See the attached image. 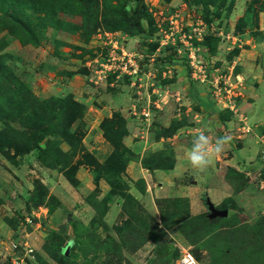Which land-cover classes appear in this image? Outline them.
<instances>
[{"label": "rangeland", "instance_id": "374dc122", "mask_svg": "<svg viewBox=\"0 0 264 264\" xmlns=\"http://www.w3.org/2000/svg\"><path fill=\"white\" fill-rule=\"evenodd\" d=\"M96 1L81 13L71 1L0 0L4 65L37 99L64 100L46 126L60 135L48 130L41 142L54 144L43 156L50 165L37 150L10 149L11 160L0 153V264H174L178 246L198 264H264V214L248 219L229 198L214 207L225 217L203 208L193 214L183 194L206 199L194 185L185 193L145 192L130 165L169 168L174 152L146 149L139 158L123 143L130 135L140 149L148 137L175 134L192 148L203 133L210 147L227 138L218 153L227 158L241 139L263 133L245 108L264 81L253 71L263 68L264 0H142L141 33L108 29L114 10L134 0ZM12 10L23 27L6 16ZM104 33L114 43L105 44ZM70 71L86 77L75 78L76 94L64 87ZM207 103L220 109L219 120L199 109ZM193 175L184 171L180 184ZM224 178L235 189L245 183L231 166Z\"/></svg>", "mask_w": 264, "mask_h": 264}, {"label": "crops", "instance_id": "0c3cea01", "mask_svg": "<svg viewBox=\"0 0 264 264\" xmlns=\"http://www.w3.org/2000/svg\"><path fill=\"white\" fill-rule=\"evenodd\" d=\"M104 33V43H114L113 39L110 37L111 33ZM96 39H100L99 42L102 43L103 38L101 34L95 35ZM259 58V57H258ZM261 64L263 68L260 69L258 65H253V71L259 75V80L261 77L264 78V56L261 57ZM255 62V61H253ZM96 76V75H95ZM78 77V81H85V75H81L70 71L67 72L65 81V88L68 87V92L77 93V84L75 82ZM94 76L89 75L88 80L92 81L94 85L98 83V81L94 80ZM260 85L256 89L254 94V101L248 105L247 108L249 112L248 119L250 122H257L258 129L261 131L264 129V81L259 82ZM93 85V86H94ZM96 87V86H95ZM191 93V92H190ZM194 98L199 99L200 95L198 93H191ZM199 109L206 110L209 112H216V119L219 120L218 109L214 104H205L204 106H199ZM97 109L95 111H97ZM216 121V120H215ZM224 121H222L223 123ZM228 122V121H227ZM226 122V123H227ZM216 123V122H215ZM231 124V121L228 122ZM218 124V122H217ZM254 124V123H252ZM257 131V130H256ZM127 137V138H126ZM125 139H123V143L126 144L132 151L135 153H139V158L142 156L143 152H146V149H151V151L162 150L165 148H171L174 152L173 155V164L169 168H141L138 163L131 164V168H133V173L136 174L134 177H138L143 180L145 184V192L149 191L152 195L157 194L158 192L164 190L165 192H176L190 189L193 185L196 186L197 192H203L206 195L205 205L199 200L198 194L196 196H192L188 193L183 194L187 198V202L189 204V210L194 206L195 213H199L200 211L206 209L208 212V207L206 201H208L213 207L216 206L217 203H220L226 198L230 199L232 205L236 207L239 213L247 216L248 219L256 217L257 214H264V153L260 154L258 150L260 149V145H264V131L260 134H255L254 136H250L248 138L241 139L237 146L231 148L230 154L227 158H224L223 155L216 154L213 157V164L208 167L205 171H200L192 167L189 162L188 154L191 148L188 147V142L180 143L176 141V135H172V137L167 138H159L157 140L146 139L139 149L141 144L133 141L128 142L130 135H127ZM132 139V138H131ZM142 141V140H141ZM146 150V151H145ZM138 166V167H137ZM227 166L233 167L236 171L243 173V177L245 178V183L235 189L228 181L224 178V169ZM184 171H189L194 173L196 178H192L190 180L189 185L180 184V176ZM132 172V171H131ZM193 175V176H194ZM175 181V180H177ZM177 182V183H175ZM155 185V186H153ZM194 204V205H193ZM200 208H203L202 210ZM192 213V211H190Z\"/></svg>", "mask_w": 264, "mask_h": 264}, {"label": "trees", "instance_id": "16d2710c", "mask_svg": "<svg viewBox=\"0 0 264 264\" xmlns=\"http://www.w3.org/2000/svg\"><path fill=\"white\" fill-rule=\"evenodd\" d=\"M17 1L14 0V2ZM67 1H71L75 7H79L81 13L83 9H89V6L84 4L85 2H93V0H61V3H67ZM95 2L97 3L96 0ZM68 10H71L72 13L74 11L72 6L66 7V5H61L60 11L68 12ZM12 11L13 13L7 12L6 16L15 24L22 26L21 20L14 14L16 12ZM144 14L145 5L142 0H134L133 6L124 2L114 10L112 17L115 19L112 21V27L108 29L116 30L121 28L120 26L122 25L125 27V30L132 29L135 33H141L144 28L140 20L144 17ZM8 28L12 30V28ZM48 103H51L52 107L51 110L46 111L45 105ZM63 105V99H37L4 65V61L0 58V122L3 124V128L0 130V153L11 160L10 149L14 154H23L31 150H37V157L41 158L40 160L44 164L50 165L52 161H44L43 156L48 149L54 147V144L49 139L45 140L43 146H41V142L46 134H49L47 133L48 130L60 135L59 129H47L46 126L57 120L54 118L57 115L54 110L56 108L60 110ZM9 122L16 123L17 126H10ZM59 128L63 129L61 125ZM6 148L9 149L8 152L5 150ZM144 167L149 168L146 165ZM204 214L206 215V213ZM258 229L260 235L264 237V226L258 227Z\"/></svg>", "mask_w": 264, "mask_h": 264}, {"label": "clouds", "instance_id": "9594fccd", "mask_svg": "<svg viewBox=\"0 0 264 264\" xmlns=\"http://www.w3.org/2000/svg\"><path fill=\"white\" fill-rule=\"evenodd\" d=\"M227 138L218 139L215 147H210L209 139L201 133L196 137L189 151L188 158L193 168L205 171L213 164V157L222 150Z\"/></svg>", "mask_w": 264, "mask_h": 264}, {"label": "built area", "instance_id": "2783aa9c", "mask_svg": "<svg viewBox=\"0 0 264 264\" xmlns=\"http://www.w3.org/2000/svg\"><path fill=\"white\" fill-rule=\"evenodd\" d=\"M125 58V55L122 54L120 57H119V60L120 62L122 63V68L124 69L125 68V63L122 62L123 59ZM126 62L129 61V58H125ZM113 60L114 58L110 59L111 62L107 63V66L108 68L109 67H112L113 66ZM129 73V72H127ZM178 249H179V255L177 257V259L175 260L174 264H198V262L196 261V259L192 256V254L188 251V249L186 248H183L181 246H178Z\"/></svg>", "mask_w": 264, "mask_h": 264}, {"label": "water", "instance_id": "95a60500", "mask_svg": "<svg viewBox=\"0 0 264 264\" xmlns=\"http://www.w3.org/2000/svg\"><path fill=\"white\" fill-rule=\"evenodd\" d=\"M208 207V216L210 217H225L227 214L226 209H216L208 201H206ZM66 252V249L63 250V253Z\"/></svg>", "mask_w": 264, "mask_h": 264}]
</instances>
